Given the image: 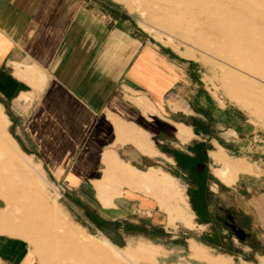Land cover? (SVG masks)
I'll list each match as a JSON object with an SVG mask.
<instances>
[{"label": "crops", "instance_id": "obj_1", "mask_svg": "<svg viewBox=\"0 0 264 264\" xmlns=\"http://www.w3.org/2000/svg\"><path fill=\"white\" fill-rule=\"evenodd\" d=\"M197 72L121 11L86 0H0V211L26 195L38 164L77 214L90 216L103 187L141 183L156 185L177 210L194 212L199 226L222 221L220 211L228 209L213 199L231 186L213 174L211 152L221 148L211 150L236 148L240 141L226 135L245 127L227 110L226 127H219L226 130L213 132ZM197 162L203 170L194 169ZM172 176L189 177V201L185 192L172 193ZM255 178L245 180L247 188L264 184ZM101 206L120 207L110 217H124V206ZM230 215L232 228H240ZM245 233L257 259L264 257ZM30 250L26 238L0 225V264H36ZM233 257L232 264L245 260Z\"/></svg>", "mask_w": 264, "mask_h": 264}, {"label": "rangeland", "instance_id": "obj_2", "mask_svg": "<svg viewBox=\"0 0 264 264\" xmlns=\"http://www.w3.org/2000/svg\"><path fill=\"white\" fill-rule=\"evenodd\" d=\"M86 1L107 12L121 11L155 43L194 63L215 134L226 130L219 127H226L223 116L227 110L228 115L233 110L236 123L244 125L242 133L236 129L238 136L226 135L240 141L233 143L236 148L227 151L217 144L211 150L223 149L218 151L225 159L222 164L214 162L210 151L213 174L231 186L219 187L213 200L224 203L228 210L220 211L221 219L230 221L231 214L244 238L220 216L216 224L199 226L194 212L190 217L177 210L156 185L140 183L135 189L116 185L108 191L103 187L97 195L102 205L124 206V217L111 218L110 211L120 214V207L106 210L97 200L89 217L77 214L67 208V199H71L63 187L45 179L38 164L32 171L36 182L28 184L25 198L8 200L0 211V225L27 239L36 264H113L82 245L89 239L120 254L125 264H232L233 256L245 259L243 264H264V257L257 259V251L245 241V232H249L251 240L264 249V208L255 205L264 199V184L245 185V180L264 179V0ZM201 138L209 141L207 135ZM206 162L211 165L210 158ZM229 162L241 164V173H232ZM234 177L237 180L232 183ZM172 178V193L185 192L189 201V177ZM145 200L151 207L143 206ZM245 212L251 213L250 218L243 217Z\"/></svg>", "mask_w": 264, "mask_h": 264}, {"label": "bare ground", "instance_id": "obj_3", "mask_svg": "<svg viewBox=\"0 0 264 264\" xmlns=\"http://www.w3.org/2000/svg\"><path fill=\"white\" fill-rule=\"evenodd\" d=\"M212 159L214 160V162L216 164H222L223 161H225V159L223 158V155L221 153H218V152L212 153ZM229 163L230 164H228V166H229V169L232 171V173H234L236 176L238 175V173H241V164H237L234 162H229ZM236 180H237V177H234L230 181L232 183H235ZM255 205L260 207V208L261 207L264 208V199H262L261 201L260 200L255 201ZM82 245L88 247L95 254H97L98 257H101L102 259H104L107 262H110L113 264H125V262L123 261V258L120 256V254H118L117 252L111 251L109 248H106L102 244V242H100V241H96L94 239L93 240L89 239V240L83 241ZM80 264H84V262H81Z\"/></svg>", "mask_w": 264, "mask_h": 264}, {"label": "flooded vegetation", "instance_id": "obj_4", "mask_svg": "<svg viewBox=\"0 0 264 264\" xmlns=\"http://www.w3.org/2000/svg\"><path fill=\"white\" fill-rule=\"evenodd\" d=\"M201 168H203V163H202V162H197L196 165L194 166V169H195L196 171H199ZM235 218H236V217H235ZM222 222H223L226 226L232 228L231 224H233V222H231V220L229 221L228 219H223V218H222ZM238 224L240 225V223H238ZM237 229H239V228H237ZM211 238H213V237H211ZM250 238H251V236H250V237H249V236H246V240H249Z\"/></svg>", "mask_w": 264, "mask_h": 264}, {"label": "water", "instance_id": "obj_5", "mask_svg": "<svg viewBox=\"0 0 264 264\" xmlns=\"http://www.w3.org/2000/svg\"><path fill=\"white\" fill-rule=\"evenodd\" d=\"M235 231H236V233L238 234L239 237L243 238V233H242V230L241 229H237L235 227Z\"/></svg>", "mask_w": 264, "mask_h": 264}]
</instances>
